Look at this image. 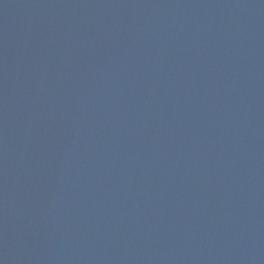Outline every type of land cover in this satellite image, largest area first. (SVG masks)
<instances>
[{"label":"water","instance_id":"obj_1","mask_svg":"<svg viewBox=\"0 0 264 264\" xmlns=\"http://www.w3.org/2000/svg\"><path fill=\"white\" fill-rule=\"evenodd\" d=\"M0 264H264V0H0Z\"/></svg>","mask_w":264,"mask_h":264}]
</instances>
